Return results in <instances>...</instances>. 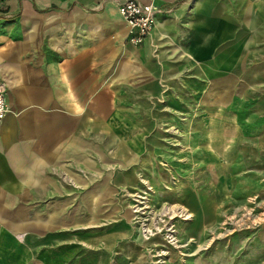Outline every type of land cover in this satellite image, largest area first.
<instances>
[{
	"label": "crops",
	"instance_id": "obj_1",
	"mask_svg": "<svg viewBox=\"0 0 264 264\" xmlns=\"http://www.w3.org/2000/svg\"><path fill=\"white\" fill-rule=\"evenodd\" d=\"M121 1L0 0L9 105L0 126V264H108L114 245L136 260L122 241L131 211L123 191L142 180L170 186L176 164L184 170L192 158L210 178L183 176L169 195L192 211L187 198L196 200L198 231L228 195L218 181L230 175L242 194L259 184L250 170L234 174L264 164V0L225 8L218 2L227 0H154L164 10L139 45ZM209 131L204 139L222 142L198 143ZM159 148L173 152L171 173L156 160ZM208 179L216 185L201 184ZM115 222L118 231L79 235Z\"/></svg>",
	"mask_w": 264,
	"mask_h": 264
},
{
	"label": "rangeland",
	"instance_id": "obj_2",
	"mask_svg": "<svg viewBox=\"0 0 264 264\" xmlns=\"http://www.w3.org/2000/svg\"><path fill=\"white\" fill-rule=\"evenodd\" d=\"M227 2L226 5L225 2L224 4L218 2V5L224 8L236 6L231 4L230 0ZM227 12H230V8H227ZM238 118L241 119L239 116ZM246 119L247 116L243 118V120ZM210 134L215 135L214 132L210 131L199 134L202 139L197 140V142H200L202 146L222 142L217 138L212 141L206 140L207 138L204 139ZM179 135L177 130L169 132L170 144L174 141V145H178L176 141H178ZM179 149H181L180 146L174 148L176 152L175 163L178 161L177 151ZM170 152H172L171 149L169 151V149L159 148V154L156 158L159 160L161 169H167L169 173L172 172L171 169L174 166L168 162V160L173 159L170 156L173 152ZM181 157L180 154L179 158ZM177 167L176 164L178 173H173L174 175L171 176L172 185L170 186L165 185L163 189H159L153 183L150 184L149 181L142 180L139 189L123 191L126 194L127 208L131 211H128L127 215L126 241L124 239L122 241L131 247L130 250L138 253V258L133 261L124 258V255L118 252L120 247L114 245L108 264H251V262L264 264V236L259 235L264 230V197L260 194L262 191L260 189L264 188V164H253L251 167L245 164L244 167L235 171L234 175L240 176L247 175L248 170L256 174L258 180L256 182L259 184L251 186L252 194H242L243 190H241L240 185L236 184V180L232 182L230 175L227 176V179L218 181L217 186L225 187L228 195L219 198L222 203L220 210L216 216L215 213H213L214 216L211 214L213 217L205 222V229L201 226L200 231H198V227L201 225L200 213L198 214L196 200L191 197L187 198V202L196 210L192 211L187 206L184 196H172L169 195V192L181 185L183 176L187 182L188 176L195 178L205 173L202 176L210 178L209 173L211 172L207 167L198 165L193 158L190 161V166L184 167V170H178ZM142 178L145 177L142 176ZM206 181H208V186L214 187L216 185L209 179L204 180L201 184L204 185L203 183ZM169 207L185 208L188 214L186 216L179 214L172 218L164 212L161 213L163 209ZM208 217L209 214L206 218ZM192 221L194 224L190 225ZM117 224L115 222L109 227L80 229L79 235L82 237V235H86L85 233L91 232L95 235L102 234L103 231L115 232L119 229ZM190 226L195 231L191 230ZM159 234L162 235L161 240L158 238Z\"/></svg>",
	"mask_w": 264,
	"mask_h": 264
},
{
	"label": "built area",
	"instance_id": "obj_3",
	"mask_svg": "<svg viewBox=\"0 0 264 264\" xmlns=\"http://www.w3.org/2000/svg\"><path fill=\"white\" fill-rule=\"evenodd\" d=\"M119 9L129 26V41L139 45L152 33L157 14L164 9L155 5L154 0H123ZM9 111L6 91L0 84V126Z\"/></svg>",
	"mask_w": 264,
	"mask_h": 264
},
{
	"label": "bare ground",
	"instance_id": "obj_4",
	"mask_svg": "<svg viewBox=\"0 0 264 264\" xmlns=\"http://www.w3.org/2000/svg\"><path fill=\"white\" fill-rule=\"evenodd\" d=\"M166 207V206H165ZM162 212H164V214L166 213V215H168V216H170V217H174V216H176V215H179V214H182L183 216L185 215H187L188 213H187V211L185 210V208H179V209H176V208H174V207H169V208H165V209H163L162 211H161V213ZM155 214H157V213H155ZM161 237H162V235L161 234H159L158 235V238H159V240H161Z\"/></svg>",
	"mask_w": 264,
	"mask_h": 264
}]
</instances>
